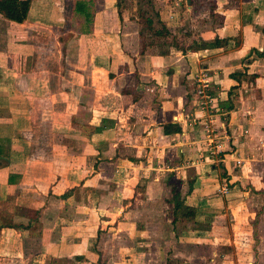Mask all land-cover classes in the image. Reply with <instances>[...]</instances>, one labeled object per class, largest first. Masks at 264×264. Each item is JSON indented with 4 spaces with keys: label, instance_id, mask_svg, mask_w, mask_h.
<instances>
[{
    "label": "crops",
    "instance_id": "1",
    "mask_svg": "<svg viewBox=\"0 0 264 264\" xmlns=\"http://www.w3.org/2000/svg\"><path fill=\"white\" fill-rule=\"evenodd\" d=\"M87 1L31 0L22 23L0 15V264H199V225L218 217L223 179L234 201H261V257L264 0H157L173 32L189 18L202 40L230 38L165 55L139 52L117 0H93L87 25ZM236 71L257 76L239 84ZM200 73L212 113L197 107ZM188 177L191 229L175 205H147Z\"/></svg>",
    "mask_w": 264,
    "mask_h": 264
},
{
    "label": "rangeland",
    "instance_id": "2",
    "mask_svg": "<svg viewBox=\"0 0 264 264\" xmlns=\"http://www.w3.org/2000/svg\"><path fill=\"white\" fill-rule=\"evenodd\" d=\"M153 9L156 11H160V4L157 0H153ZM186 0L182 1V7L185 9ZM121 11L126 12L125 14L129 16L130 20H134L137 22L138 14L142 12H148L151 10L150 5L145 0H122L120 5ZM157 12V13H158ZM140 19L144 21L145 16H141ZM151 15H153L151 13ZM160 16V15H159ZM139 18V17H138ZM161 19V18H160ZM186 27L180 28V31H176L175 39L171 37L167 38L170 46L173 47L177 41L182 43L183 46L190 43L191 40L198 38L197 27L189 29L187 24H192V20L189 18L183 19ZM155 25L157 24V18L154 17ZM164 23L171 20H162ZM196 23V22H193ZM138 25V24H137ZM188 36V37H187ZM163 42V39L154 38L149 33L146 34L143 45H149V47H145L146 52L149 54H157L163 50H167L166 45ZM198 82L195 83V92ZM196 95V93H195ZM197 97V96H196ZM226 134V133H225ZM222 155H218L212 162H219V166L221 167V159ZM239 162H236L238 164ZM221 176L225 177L222 170L220 169ZM223 177V178H224ZM191 178H187L186 181H183L184 186L187 188L183 189L184 192L178 191L170 196L169 199H164L163 201H154L148 202L147 205H185V196L188 188L190 187ZM223 186L221 192L224 198V205L220 212L216 213L217 218L213 215L210 217H205V222L208 224H200L199 225V235H206L207 237L205 241L199 242V264H264V251L261 257L255 258L253 253H256V249L258 246L260 248V242L257 237V222L260 217L261 212L257 215V212L262 209L261 201L258 200L256 205H249L247 203V199H243L242 195H238L235 197L236 200L231 196V192L229 187L231 188V184L227 182V179H223ZM174 189L177 191V187H179V181L174 179ZM173 189V191H174ZM237 191V190H236ZM175 195V196H174ZM145 204V203H144ZM157 213V212H156ZM179 213V212H178ZM215 214V215H216ZM146 215H148L146 213ZM175 217L176 223L178 227L183 228V225H180V220L184 221L183 218L189 220L190 226L189 229L193 228L191 224V217H183L178 214ZM215 219L217 222L214 225L209 224L211 220ZM252 224V225H251ZM160 230H164V226L159 225ZM256 231V235L253 234V231ZM215 231V232H213ZM214 233L213 235H208V233ZM259 244V245H258ZM264 249V243H262Z\"/></svg>",
    "mask_w": 264,
    "mask_h": 264
},
{
    "label": "trees",
    "instance_id": "3",
    "mask_svg": "<svg viewBox=\"0 0 264 264\" xmlns=\"http://www.w3.org/2000/svg\"><path fill=\"white\" fill-rule=\"evenodd\" d=\"M145 1L150 5L151 10L148 12H142V15H141V13L138 14L139 18L136 17L137 23H138L139 52L141 54L146 52L145 47L150 46V44L146 45V46L143 45V41H144V38H145L147 33H149L154 38H159L160 40L163 39L162 43H164L165 46L168 45V46H166V48H168L167 50H163V51L157 53L159 55L168 54L169 52H171L172 49L179 50L182 52H187V51H198L199 49H204V48L209 49V48H217V47H221V46H226L227 42L230 39L228 37H224V38L215 37L211 41H205V40H202L201 38L198 37L197 39L191 40L190 43H188L185 46H183L182 43H180V41L179 42L177 41V43H175L172 47L169 45L167 38L172 36V38L175 39V37H176L175 34L178 31H180V29L176 30L177 32H173L160 19L159 12L157 10L155 11L153 9L152 4L154 1L153 0H145ZM87 3H88V9H87V12L83 14V17H84V20L87 23V25H89L93 22V10H92L93 9L92 8L93 7V0H88ZM121 3H122V0H117L116 6H117L118 17L120 20L123 19V13H124L121 11V7H120ZM30 4H31V0H0V15L7 20L22 23L27 18V14L29 11ZM151 13L153 15H151ZM140 15L142 17L145 16L144 21H142L140 19ZM154 17L157 18L158 26L155 25ZM89 30H91V29H89ZM175 40H177V39H175ZM235 41H236V44L239 43V42H237V40H235ZM253 52H255V54H257L259 57H264V49H263V51L253 49ZM230 76H231V78L235 79L239 84H241V81L243 79L251 80V79H254L257 75H255V74L249 75L246 72L236 71L234 73H231ZM232 89H231L229 95L230 94L232 95V93H233ZM232 98H233V96H232ZM163 127H164V133H166V134L180 131V127L176 124H173V123H166L163 125ZM225 177H226V175H225ZM259 192H264V191H259ZM261 211H262V209H260V211L257 212V215ZM173 214H174V216H176L178 214L179 216H183V217H193V209H191V208L189 209V207H187L185 205H176V207L173 211ZM174 220H175V217L173 218V221ZM253 234L256 235L255 230L253 231ZM166 264H176V262L172 258H167Z\"/></svg>",
    "mask_w": 264,
    "mask_h": 264
},
{
    "label": "built area",
    "instance_id": "4",
    "mask_svg": "<svg viewBox=\"0 0 264 264\" xmlns=\"http://www.w3.org/2000/svg\"><path fill=\"white\" fill-rule=\"evenodd\" d=\"M196 81L198 82L197 87H196L197 107L201 111L212 113L214 110V107L210 104L212 99L210 98V95L207 93L208 84H207L206 75H204V73L198 74ZM212 144H215V145L212 146L211 150L214 153H216V155L222 154L223 152L222 143L220 142L216 143L215 141H212Z\"/></svg>",
    "mask_w": 264,
    "mask_h": 264
},
{
    "label": "water",
    "instance_id": "5",
    "mask_svg": "<svg viewBox=\"0 0 264 264\" xmlns=\"http://www.w3.org/2000/svg\"><path fill=\"white\" fill-rule=\"evenodd\" d=\"M188 3H189V1H188Z\"/></svg>",
    "mask_w": 264,
    "mask_h": 264
}]
</instances>
